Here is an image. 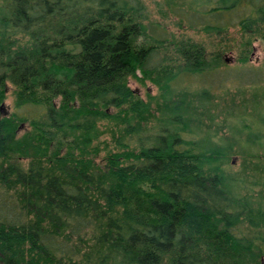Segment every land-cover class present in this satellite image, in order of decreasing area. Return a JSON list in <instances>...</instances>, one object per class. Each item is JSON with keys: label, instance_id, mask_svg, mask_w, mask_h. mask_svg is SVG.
Returning a JSON list of instances; mask_svg holds the SVG:
<instances>
[{"label": "trees", "instance_id": "trees-1", "mask_svg": "<svg viewBox=\"0 0 264 264\" xmlns=\"http://www.w3.org/2000/svg\"><path fill=\"white\" fill-rule=\"evenodd\" d=\"M166 4L189 29L264 43V0ZM143 21L139 0H0V106L6 84L14 96L0 115V264H260L264 210L229 191L224 152L185 140L176 107L146 132L147 105L126 86L154 75L164 95L218 77L217 59L186 45L164 63L166 38ZM113 121L136 150L96 163L98 126Z\"/></svg>", "mask_w": 264, "mask_h": 264}, {"label": "rangeland", "instance_id": "rangeland-1", "mask_svg": "<svg viewBox=\"0 0 264 264\" xmlns=\"http://www.w3.org/2000/svg\"><path fill=\"white\" fill-rule=\"evenodd\" d=\"M139 1L144 7L143 23L154 37L166 38L157 50L160 60L163 57L166 63L169 58L170 64L177 65L178 48L194 45L203 47L208 60L215 57L218 69V77L177 79L164 95L158 82H153L160 81L159 77L138 73L128 77L126 86L147 105V121L140 122L141 126L146 132L153 131L170 114L169 109L176 107L186 123L184 139L195 141L197 148L224 152L215 164L223 171L229 191L252 208L264 210V43L255 35L247 38L238 27L220 34L189 29L172 16L166 0ZM13 103V87L6 84L0 115L13 113ZM98 127L103 132L98 147L103 151L96 163L102 164L106 151H123L120 146L124 144L136 150L135 141L123 137L119 122H101ZM27 130V125H22L18 135ZM247 131L258 133L252 138L254 134L249 136ZM239 227L242 234L247 231L244 223ZM260 264H264V256Z\"/></svg>", "mask_w": 264, "mask_h": 264}]
</instances>
